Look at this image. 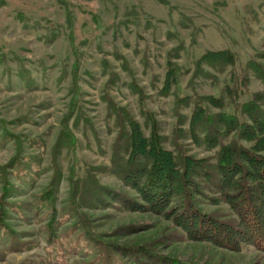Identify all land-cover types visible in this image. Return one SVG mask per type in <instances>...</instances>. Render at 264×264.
<instances>
[{"label":"rangeland","instance_id":"374dc122","mask_svg":"<svg viewBox=\"0 0 264 264\" xmlns=\"http://www.w3.org/2000/svg\"><path fill=\"white\" fill-rule=\"evenodd\" d=\"M263 134L264 0H0V264H264L176 218L236 221L220 153Z\"/></svg>","mask_w":264,"mask_h":264},{"label":"trees","instance_id":"16d2710c","mask_svg":"<svg viewBox=\"0 0 264 264\" xmlns=\"http://www.w3.org/2000/svg\"><path fill=\"white\" fill-rule=\"evenodd\" d=\"M174 70H177L175 65L171 68V71ZM131 126L133 153L135 157L143 159L147 152H152L154 160L151 171L158 180L188 179L194 160L186 159L185 170L181 174L171 152L157 143L150 146L145 142L135 121H131ZM256 137L257 142L254 148L261 146L262 148L258 149L259 152L239 148L234 142L222 149L220 153L219 168L224 175L220 185L234 184L235 186L234 190L226 193L228 198L230 197V203L236 208L237 220L229 222L212 215L202 214L194 204L185 202L182 204L180 215L176 218L183 224L189 235L211 240L230 249H238L242 243L247 242L264 251V154H262L264 134ZM147 145L150 146L149 151ZM181 187L183 188L182 185ZM163 194L166 193L163 192ZM161 199L164 198L159 195L156 201L163 202ZM157 203L160 202H155V207H158ZM173 264L190 263L178 261Z\"/></svg>","mask_w":264,"mask_h":264},{"label":"bare ground","instance_id":"6f19581e","mask_svg":"<svg viewBox=\"0 0 264 264\" xmlns=\"http://www.w3.org/2000/svg\"><path fill=\"white\" fill-rule=\"evenodd\" d=\"M174 193V192H173Z\"/></svg>","mask_w":264,"mask_h":264}]
</instances>
